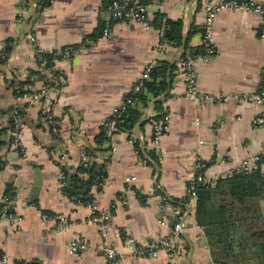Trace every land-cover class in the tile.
<instances>
[{"label": "crops", "instance_id": "1", "mask_svg": "<svg viewBox=\"0 0 264 264\" xmlns=\"http://www.w3.org/2000/svg\"><path fill=\"white\" fill-rule=\"evenodd\" d=\"M255 1L264 4V0ZM204 2L150 0L146 9L150 20L157 11L172 19H183V36L188 32L186 44L190 47L185 48L184 54L201 46ZM40 3L39 0H0V161L3 163L0 201L6 184H12L17 193L18 212L13 220L0 218V264L23 261L109 264L102 251L105 241L121 248L118 264H169L162 251L154 258L133 253L139 244L170 233L176 215L172 207L164 205L163 196L172 204V199H179L177 205L185 212L184 229L176 238L181 247L180 264H222L212 261L207 237L195 221L196 201L182 203L181 199L186 195L187 182L197 160L205 162L204 175L214 183L243 159L264 155V125L254 123L256 116H264V103L202 98L240 96L258 90L264 65L261 15L250 10L216 13L211 30L216 52L195 63V86L200 98L194 100L186 94L183 80L176 76L177 66L170 80L180 47L161 43L158 29L153 25L145 28L134 19L113 20L109 38L85 47L83 42L107 17L108 0H56L43 9ZM31 31L36 46L43 51L59 53L65 46L79 44L73 47L80 48L79 51L71 56L62 54L54 62V69L63 74L55 77L57 83L51 93L58 136L41 123L39 104L16 96L11 85L19 71H23L24 80L35 75L30 90L43 85V77L31 74L37 69L35 46L27 37ZM8 39L12 41L6 59L1 52L5 51ZM152 58L170 62L169 88L157 97L168 114V127L159 139L157 153L151 142V125L147 123L144 131L140 127L136 130L141 119L153 112L154 98H151L134 128L141 153L126 132L114 133L110 145V149L114 148L112 156L96 157L100 162L106 160V174L90 187L68 185L66 192L62 168L72 172L81 163L83 146L93 144L103 120L122 102ZM16 108L23 112L22 116L18 114L22 122L23 154L12 142L19 127L14 117ZM36 168L40 170L42 184L37 198L28 201ZM260 169L264 173V162ZM70 187L85 191L72 192ZM139 193L147 195L145 202ZM88 194L92 195V201H82ZM259 205L264 213V199ZM93 208L107 218L102 222L95 220ZM40 211L64 215L66 226L59 229L56 220L44 222ZM101 223L105 225V235ZM125 239L129 240L126 244ZM74 242L85 247L70 252L69 246ZM3 254L8 255L7 262L3 261Z\"/></svg>", "mask_w": 264, "mask_h": 264}, {"label": "trees", "instance_id": "2", "mask_svg": "<svg viewBox=\"0 0 264 264\" xmlns=\"http://www.w3.org/2000/svg\"><path fill=\"white\" fill-rule=\"evenodd\" d=\"M41 1L42 9L50 4L49 0ZM110 0H108L109 2ZM150 0H141L146 5ZM151 25L159 28L163 25V34L160 36V42L179 48L182 44L184 22L182 18L172 19L162 12H155L150 21ZM103 26V24H102ZM102 26L87 41L83 42L85 47L97 41L102 31ZM11 41L8 39L5 45V52L11 50ZM78 47L79 44L69 45ZM58 53L54 51H44L42 56L46 60L45 66H53L56 59L61 58L64 48ZM186 49L190 48L186 44ZM202 51L201 46L192 49V53ZM170 62L160 60V64L154 67L148 79L144 80L140 91L130 93L129 96L135 103H128L120 117L116 118V132H126L127 136L134 142L135 148L141 153L140 141L134 136V128L140 121L151 98H154V104L151 111L153 115L147 117L140 126L144 131L145 125H151L163 117L164 111L162 101L157 97L165 93L170 83L168 82L167 71ZM176 64H173L170 74V80L173 79V70ZM36 73L38 77H45L41 70L34 69L31 74ZM63 75L58 70H52L53 78ZM30 77V76H29ZM29 77L20 81V84H31L33 80ZM59 82L57 85H60ZM13 85V82H11ZM16 96L22 95L25 90L15 91ZM168 95V92H167ZM16 113L22 116L20 108H16ZM111 119V116L108 117ZM2 129L0 128V132ZM111 135L107 133L106 126L101 124L99 130L94 136L93 144L83 146V153L87 154L91 160L87 165L80 163L74 171L70 172L62 168L64 174L63 189L68 192V185L73 187H90L96 181H99L106 174L104 161L96 160V157L110 149ZM264 162V155L261 158V164ZM0 163H2L0 161ZM251 172L234 173L223 177H218L214 183H199L196 186V202L194 218L197 225L201 226L207 237L212 261L222 264H264V213L261 212L259 201L264 199V173L260 169ZM3 164H0L2 168ZM86 174V176H84ZM69 183V184H68ZM101 187L98 186V189ZM16 192L12 184H6L3 196H12ZM147 195L139 193L142 202H145ZM84 202H91L92 195L88 194L82 198ZM179 199H172L173 204H178ZM185 195L181 202L185 203ZM4 203L0 201V212ZM51 213L48 211H44ZM52 214V213H51ZM122 236V235H121ZM22 264H38L37 262H22Z\"/></svg>", "mask_w": 264, "mask_h": 264}, {"label": "built area", "instance_id": "3", "mask_svg": "<svg viewBox=\"0 0 264 264\" xmlns=\"http://www.w3.org/2000/svg\"><path fill=\"white\" fill-rule=\"evenodd\" d=\"M50 4L55 2L56 0H49ZM204 10H205V18L203 28L201 30V48L202 51L198 53L187 52L184 53L176 62V76L183 80L186 86V94L194 99L199 100V96L197 94V89L195 86V73L194 66L198 60L207 59L212 57L215 52V46L211 39V30L214 17L217 12L220 10H250L256 12L262 17V27H261V36L264 37V4L256 2L255 0H205L204 2ZM107 17L103 21L102 31L97 40H104L111 36L112 34V22L113 20L120 19H134L143 24L145 28L151 26L150 18L147 13L146 5L141 2V0H110L106 6ZM159 36L163 34V25L158 28ZM27 37L31 43L35 46V60L37 64V69L41 70V74H43V85L38 90H30V84H20V81H23V71H19L18 75L13 79V89L15 91L25 90V92L18 96L19 98H27L31 103L37 102L39 104V118L42 124L46 125L52 133L55 135H59V128L57 125V120L53 114V98L51 96L52 90L56 87V79L52 76V70L54 69V65L45 66L46 60L42 56L44 52L38 46H36V39L34 34L28 32ZM80 48H65L63 50V54L66 56H71L72 54L79 51ZM2 58L8 57V54L3 51L1 52ZM7 59V58H6ZM160 64V60L157 58H152L143 68L137 80L130 88L129 93L125 96V98L117 104L109 116H107L102 124L106 126L107 133L109 135H113L114 131H116V118L120 117L121 113L125 110L128 103H135V101L129 96L130 93H137L140 91L144 80L148 79L150 76L151 70ZM30 80L35 78L34 76L29 77ZM203 99L214 100L216 102H226L230 99H233L236 102H254L257 104L264 103V65L261 71V79L260 85L256 92L251 94L244 95H234V96H203ZM164 114L163 117L157 121H153L151 123L152 127V146L155 153L158 151V143L160 137L166 132L168 127V114L167 108L163 109ZM154 113L149 112L148 116H152ZM111 116V119L108 118ZM15 122L19 124V127L13 133V146L18 149L22 154L24 152L25 146L23 142V130L21 129V118L18 114L15 113ZM254 123L257 125H264V116L258 115L254 119ZM114 152V148L112 147L109 150H106L102 153L105 158H110L112 153ZM90 157L83 153L81 156V163L87 165ZM3 164V163H0ZM259 164H261V156L255 155L252 157H247L241 161V163L234 167L231 172L227 175H231L234 173H244L251 172L258 168ZM205 162L201 160H197L195 162V168L190 176L187 187H186V196L187 201L185 203H189L190 201H196V186L201 183H213L212 180L206 179L204 175ZM61 178L64 179V174L61 171ZM101 184V182H99ZM154 191V188H153ZM15 192L12 196H3L2 202L4 206L0 212V218H7L9 220H13L17 217V206H16V196ZM162 201L165 206H170L173 208V211L176 215L175 220L170 229V233L168 235H160L154 239H151L147 242H143L136 246L133 250V253L136 256H148L151 258L156 257L161 251L165 253L169 264H180L179 261V249L181 248L176 243V238L182 229H184V209L181 205L172 204L170 200H168L165 196L162 197ZM95 212V208H93V213ZM41 219L44 222L48 220H56L57 228H63L66 226L67 221L64 215L61 214H50L44 211H40ZM93 218L100 222L104 221L107 218V215H100L96 212L93 214ZM162 224L166 225V222H162ZM100 229L103 235L106 234L105 225L100 224ZM117 235V234H116ZM129 240L125 239L124 244L128 243ZM102 246V251L105 253L109 264H118L119 257L123 253L121 248L117 245H113L105 241ZM84 244L72 243L70 244V252H76L78 249L84 248ZM179 247V248H178ZM3 261L7 262L8 255L3 254ZM15 264H22V262H17Z\"/></svg>", "mask_w": 264, "mask_h": 264}, {"label": "water", "instance_id": "4", "mask_svg": "<svg viewBox=\"0 0 264 264\" xmlns=\"http://www.w3.org/2000/svg\"><path fill=\"white\" fill-rule=\"evenodd\" d=\"M187 33L188 32H185L183 38H182V44L180 46V50L175 58V61H177L181 55L183 54L184 50H185V46H186V40H187ZM172 66V64L170 65V67ZM13 105L10 107V110L13 109ZM12 120V124H13V119ZM144 121V118L141 119V121L138 123L137 127H136V130L138 131L139 130V127H140V124ZM40 170L39 168H36L35 170V175H34V179H33V184H32V187L30 189V193H29V196H28V201L30 200H33V199H36L38 194H39V191H40V188H41V184H42V178H41V174L39 173ZM70 191L74 192L76 191L77 193H83L85 191V189L83 190H74L73 188L70 187Z\"/></svg>", "mask_w": 264, "mask_h": 264}]
</instances>
